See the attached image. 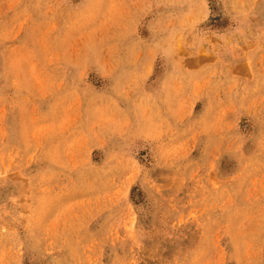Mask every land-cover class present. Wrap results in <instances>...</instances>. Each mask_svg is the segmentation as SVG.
Here are the masks:
<instances>
[{
	"label": "rangeland",
	"instance_id": "rangeland-1",
	"mask_svg": "<svg viewBox=\"0 0 264 264\" xmlns=\"http://www.w3.org/2000/svg\"><path fill=\"white\" fill-rule=\"evenodd\" d=\"M0 264H264V0H0Z\"/></svg>",
	"mask_w": 264,
	"mask_h": 264
},
{
	"label": "bare ground",
	"instance_id": "bare-ground-1",
	"mask_svg": "<svg viewBox=\"0 0 264 264\" xmlns=\"http://www.w3.org/2000/svg\"><path fill=\"white\" fill-rule=\"evenodd\" d=\"M199 59V58H198Z\"/></svg>",
	"mask_w": 264,
	"mask_h": 264
}]
</instances>
